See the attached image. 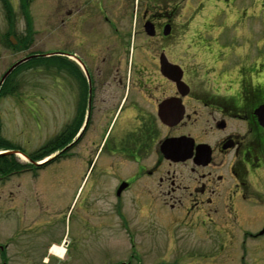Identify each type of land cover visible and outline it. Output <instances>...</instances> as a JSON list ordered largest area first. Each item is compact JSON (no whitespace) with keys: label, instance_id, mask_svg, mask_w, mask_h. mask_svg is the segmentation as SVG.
I'll use <instances>...</instances> for the list:
<instances>
[{"label":"flooded vegetation","instance_id":"flooded-vegetation-1","mask_svg":"<svg viewBox=\"0 0 264 264\" xmlns=\"http://www.w3.org/2000/svg\"><path fill=\"white\" fill-rule=\"evenodd\" d=\"M173 1L87 0V126L72 150L87 129L92 195L129 243L125 214L160 212L223 249H244L264 237L252 217L264 213V0H252L261 19L236 17L237 0H196L190 13L193 0ZM247 43L252 51L239 52Z\"/></svg>","mask_w":264,"mask_h":264},{"label":"rangeland","instance_id":"rangeland-1","mask_svg":"<svg viewBox=\"0 0 264 264\" xmlns=\"http://www.w3.org/2000/svg\"><path fill=\"white\" fill-rule=\"evenodd\" d=\"M29 1L27 22L23 14L27 0H0V79L27 55H54L56 60H35L1 84L0 88L15 86L0 97V148L10 149L1 154L19 151L32 155L51 142H58L57 147L59 138L75 132L78 123L71 124L75 112L82 116L85 111L87 86L71 63L78 64L85 77L91 57L87 51V0ZM188 3L190 13L197 1ZM6 7L13 18L11 25ZM262 8L252 0H237L231 6L236 17L245 12L259 19ZM251 23L254 34L260 30L259 22L253 19ZM11 31L19 48L7 45ZM235 33L242 36L241 28ZM134 44H144L143 38H135ZM238 44L239 52L252 51V44L242 48ZM204 69H200L202 74ZM204 76L214 73L207 71ZM79 93L81 108H76ZM68 153L71 155L59 163L0 181V264H264V237L246 240L248 255L241 262L237 251L244 249H236V245L223 249L206 240V232L175 226L170 215L160 212L125 214L133 233L134 244L129 243L127 232L118 226L109 207L107 217H101V199L92 195L97 171L87 179V130ZM8 155L22 166L27 163L23 156ZM252 217L264 221V213ZM259 228L249 225L247 231L255 233ZM54 246L62 253L51 252Z\"/></svg>","mask_w":264,"mask_h":264},{"label":"trees","instance_id":"trees-1","mask_svg":"<svg viewBox=\"0 0 264 264\" xmlns=\"http://www.w3.org/2000/svg\"><path fill=\"white\" fill-rule=\"evenodd\" d=\"M26 5H28V4H25L23 6V9H24L23 14L25 15V19L28 22V17H27L26 11H25L26 8H27ZM6 10H7L6 15L8 16V18H9L8 21H9V23L11 25L12 21H13V18H12L11 12L8 11L7 7H6ZM9 33H13V32L11 31ZM7 45L10 46L8 44V42H7ZM18 45H19V43H18ZM16 47L19 48V46H16ZM35 60H37V62H52V61H55L56 59H54L53 57H49L47 59L37 58ZM35 60H31V61L19 66L18 68H16L10 74V76L7 78L6 81H8L11 76H13L14 74L18 73L20 70L24 69V67H26L27 65L32 64V62H34ZM60 62L62 64L65 63V62H63L61 60H60ZM67 64H69V63H67ZM71 64L74 67V69L79 73V76L81 78H83L84 76L81 74V72H80L79 68L77 67V65H74L73 63H71ZM14 89H15L14 85H12V86L8 85V84L3 85V87H1V89H0V97H3L5 95H7L8 93L14 91ZM54 139L57 140L58 138L55 137ZM67 143L68 142H65L61 146L56 147L57 142H55V145H52V142H51L49 145H47L45 147H42V148H39L36 153H34L32 155H26V156H27V158H29V159H31L33 161H39V160L45 158L46 156L50 155L56 149L63 147ZM8 150H10V149H2V148H0V152L8 151ZM28 167H30V165L26 164V165L22 166L20 163H18L15 160V157L13 155H7V154L0 155V180H6V179L10 178L11 176H14L17 173H19L21 170H23L25 168H28Z\"/></svg>","mask_w":264,"mask_h":264},{"label":"water","instance_id":"water-1","mask_svg":"<svg viewBox=\"0 0 264 264\" xmlns=\"http://www.w3.org/2000/svg\"><path fill=\"white\" fill-rule=\"evenodd\" d=\"M14 43V42H13ZM32 58H35V56H30V57H27V58H25V59H22V60H20L19 62H17V63H15L4 75H3V77L1 78V80H0V86H1V84L3 83V81L6 79V77L11 73V71L15 68V67H17L18 65H20V64H22V63H24V62H26V61H28V60H30V59H32ZM162 67H163V70H166V66H164V65H162ZM87 75V74H86ZM167 76H168V73H167ZM11 154V153H10Z\"/></svg>","mask_w":264,"mask_h":264},{"label":"bare ground","instance_id":"bare-ground-1","mask_svg":"<svg viewBox=\"0 0 264 264\" xmlns=\"http://www.w3.org/2000/svg\"><path fill=\"white\" fill-rule=\"evenodd\" d=\"M50 251L53 252L54 254L56 253L57 255L62 253V251L58 247H55V246L52 247Z\"/></svg>","mask_w":264,"mask_h":264}]
</instances>
